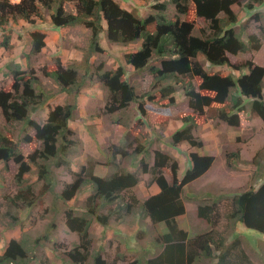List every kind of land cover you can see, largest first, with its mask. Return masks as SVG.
I'll return each mask as SVG.
<instances>
[{
  "label": "trees",
  "instance_id": "trees-1",
  "mask_svg": "<svg viewBox=\"0 0 264 264\" xmlns=\"http://www.w3.org/2000/svg\"><path fill=\"white\" fill-rule=\"evenodd\" d=\"M152 1L156 3L152 6L154 13L141 18L123 9L113 0H20L17 4L0 0L1 29L11 20H23L29 24H34L36 20L43 21L44 11L54 10L50 16L54 27L83 26L90 32L88 49L79 65L64 67L61 61L56 59L49 72L45 67L40 69L43 76L51 78L57 84L59 92L74 99L73 102L68 101L49 108L47 118L42 124L30 116L45 103V98L47 99L40 90L41 83L34 69L27 70L28 67L22 71L17 65L7 66L12 83L9 90L0 89V113L6 124H24L23 143L31 144L35 141L40 145L24 156L19 142L0 132V164L5 166L7 163H13L17 168L14 181L18 189L10 200L15 208L25 207L30 210L42 201L44 195L52 192L54 188L52 168L68 167L66 156L70 147L76 144L72 140L74 132L68 123L77 108L76 98L87 83H100L107 90L108 100L104 107L106 114L126 111L130 104L134 103L139 115L136 126H143L142 118L146 117L145 102L152 100L151 95L148 93L138 96L135 88L125 81V69L122 66L115 70H105L102 62H89L92 55L104 51L99 44L104 25L109 44L125 47L141 43L136 52L124 54L123 61L136 71L148 67L152 76L151 88L159 89L161 99L174 101L172 95L175 90L171 83H182L180 77L199 79L198 90L190 83L183 88L187 107L192 114H179V120L184 127L170 137L171 147L175 148L181 143H187L196 149L203 147L202 140L195 137L193 131L197 126L195 118L204 116L207 109L215 110L217 118L232 128L241 127L242 116L247 114L259 118L264 126V67L251 61L243 65H232L227 57V54L236 56L257 52L262 47L261 38L256 34H249L244 39L241 37L244 35V28L241 26L238 31L233 28L237 23V16L231 7L235 4L241 6L242 0H170L175 6L174 20H170L166 15L167 2ZM68 2H74L72 12L64 9V4ZM262 3L264 0H249L244 6L252 9L254 4ZM191 6L195 16L209 24L210 34L205 35V32L201 31V35L195 36L193 22L181 20V16L190 12ZM252 19H255V15ZM259 30L264 38V25H260ZM29 37L30 54L39 53L45 46V35L34 31L29 33ZM7 43L8 37L3 36L1 46L7 48ZM199 56L212 66H228L233 71L246 70V73L238 77L207 73L198 61ZM152 58L159 59L160 65L149 67ZM245 100L249 102L248 111L244 105ZM28 131L34 132L33 137ZM136 132L134 135L132 130L130 132L134 141L138 142L130 156L147 151L142 144V139H147L145 133L140 129ZM110 150L111 159L107 165L114 168V171H110L104 178L96 176L94 169L97 162L89 158L87 164L78 172L71 173L73 180L65 183L55 197L56 201L66 203L86 189L91 191L85 200L84 215H76L73 209L67 208L64 211L66 227L78 236V243L64 253L65 259L71 264H88L89 261H92V264H109L102 257L100 247L91 249V224L96 222L107 228L112 217H115L116 221H122L125 215H131L132 209L137 207L140 208L141 217L148 218L153 226L160 223L166 226L167 232L160 234L154 242L160 252L153 257H147L145 253V257L133 261L116 255L114 263L121 261L125 264H199L200 260L205 258L216 259V264H229V250L231 248L233 252L238 247L239 240L234 236L235 239L229 247L225 244L227 234H233L238 227L264 234V182L256 189L249 188L233 195L226 205L220 206L217 200L198 205L196 215L209 229L190 237L176 222V218L186 212L182 200L183 189L211 168L214 157L190 153V168L179 178L177 161L169 154L155 151L153 165L150 167L142 160L140 169L141 173L150 175V183L159 188V193L149 196L139 204L132 194V189L139 183L138 175L119 168V163L116 162L117 156L125 158L129 155L128 151L118 147H112ZM239 158V151L227 154V166L233 167ZM31 166L36 168L38 180L42 181L38 194L24 179L31 171ZM166 170L169 171L170 180L164 175ZM116 202L118 206L115 211L102 214L101 210ZM11 221L10 228L17 225V220L11 218ZM52 227L53 223L49 224L45 231ZM48 234L31 241L30 245L36 247L41 238L47 239ZM25 240L9 239L0 254V264H28L33 261L35 256L29 255L35 250L27 246L28 239L27 242ZM214 250L219 251L218 257L213 255ZM233 255L236 264H255L244 250Z\"/></svg>",
  "mask_w": 264,
  "mask_h": 264
},
{
  "label": "rangeland",
  "instance_id": "rangeland-1",
  "mask_svg": "<svg viewBox=\"0 0 264 264\" xmlns=\"http://www.w3.org/2000/svg\"><path fill=\"white\" fill-rule=\"evenodd\" d=\"M115 2L117 4L121 3L123 9L141 18H146L154 13L152 6L156 4L152 0H116ZM162 2L168 3L166 15L170 20H174L176 17L175 6L170 0L158 1V3ZM73 7L74 2L64 4V9L68 12H72ZM190 8L191 10L186 16L180 17L181 20L193 22V33L195 36L201 35V31H204L205 35L210 34L209 24L195 16L192 10L193 6ZM51 12H54V10L44 11V15L47 16ZM250 20L252 21L250 22ZM250 20L241 25L244 28V35L241 37L246 39L247 35L256 34L261 38V49L257 52H247L236 56L227 54V57L232 65H243L251 61L254 64L264 67V38H262V34L259 30L260 25H264V11L260 15L255 14V19L251 18ZM16 25H19V22H17ZM83 41H85V39ZM99 44L104 49H110L111 47L110 52H114V54H124L126 51L128 52L136 49V47L131 48L135 44L131 45V47L109 44L106 39L105 26L104 31L99 36ZM119 47L122 48V50H120ZM84 50H86L85 47L83 48V51ZM86 52L87 50L84 55ZM94 56H96L94 60L104 64L105 70L112 68L115 63H118L120 60L122 67L125 64L123 59H119L121 55H119V57L115 55L111 56L106 50H104L103 53L94 54ZM198 61L207 73L235 77L240 76L242 73H246V70L242 72L233 71L231 67L228 66H212L206 62L202 56L198 57ZM54 65L55 61L52 62L51 66L45 64L44 67L49 71L52 70ZM75 65L79 64H67V66ZM153 65L159 66L160 60L152 58L148 66L150 67ZM28 67L27 70L31 68L29 65ZM41 67L42 66L39 65L37 69ZM35 73L40 78L37 77L41 83L40 90L44 95L58 90V88L56 89L54 87L53 82L48 80V77L42 76L43 74L40 69L39 72L35 71ZM180 78L183 80L182 83H171L175 92L172 95L174 101L169 102L167 99H161L159 89L153 90L151 88L152 76L148 72V67L138 73L133 71L130 72L129 75L126 74L125 81L135 88L138 96L149 93L152 98L150 101L146 99L148 102H145L146 117L142 118V121H144L143 126H136L139 115L138 113L136 114L135 109L132 107L127 112L114 114H106L104 108L94 110L97 117V119H95L96 122H94L96 123L95 134L89 135L91 134L90 131L92 127H89V129L81 126L73 128L74 136L72 140H74L76 144L70 147V151L66 156L68 167L52 168L54 181L53 191L48 194L46 193L47 195H44L42 201L40 200L32 206L30 210L25 207L15 208L10 203V200L18 189L14 181L17 169L16 166L13 163H7L5 166L0 165V254L3 252L7 241L11 238L20 241L28 239L27 246H31V241L33 242L39 237L46 235V233H49L47 239L41 238L39 243L36 244V247L31 246L34 248L35 252L30 253L29 257L35 256V258L33 261L28 262V264H42L43 261V264H71L70 261L65 259L64 253L73 248L77 241V236L65 229L64 211L68 208L73 209L76 215H84V192L77 194L73 200L66 203H61L59 200L56 201L57 199H55V197L60 193L65 183L73 180L71 174L72 168L76 170L75 172H78L82 165L87 164V161H89L88 158L92 157L97 162L98 170H100L101 173L102 171L104 172L105 168H100L102 165L99 163H103L104 159L102 158L105 157L104 153L106 150L102 152L101 156L98 142L109 144L110 142H114L113 140L115 137L121 136V144L125 143L126 139L129 140L128 134H130L131 130L133 135L136 130H142L148 139L147 145L145 144L147 151H145V160L143 161L148 162V165L151 163L152 166V158L155 151H161L169 155L174 154L175 157L171 156L179 165V171L177 173L179 178L190 168L189 154L191 150L195 149L200 155L214 157V162L207 173L185 186L183 189L182 200L185 204L186 214L181 219L179 218V225L180 228L187 231L188 235L191 237L204 233L209 229L208 225L196 215L198 205L217 200L220 206H223L226 205L233 195L242 193L249 188H257L262 184L264 182V126L259 118L247 114L244 117L242 116L241 127L232 128L217 118L215 110L207 109L204 116L195 118L197 126L193 131L194 136L202 140L203 147L200 149H191L186 143H181L175 148L171 147L170 137L173 133L184 127L183 123L179 120V114H192L191 110L187 107V99L184 96L183 88L186 84L190 83L198 90V85L200 83L199 79L195 77L185 76ZM10 86L11 83L7 85L5 82H0V89L9 90ZM88 90L93 94L91 97L99 101L98 106L102 105L105 107L108 100L107 92L102 88L95 87L88 88ZM37 92L39 91L37 90ZM57 97L54 98L55 100L52 102L55 103ZM83 98H85V96H83ZM73 100V98H70L69 102H73ZM244 103L248 111L249 106L247 104L249 102L245 100ZM226 104L229 105L230 103ZM88 108L89 106L85 105V111ZM30 116L41 124L44 119L47 118V115L45 116L43 113H31ZM120 118L124 122L127 120L128 126L126 128H124V125L115 126L114 123ZM79 123L84 124V121H79ZM23 128L24 124L22 122H12L11 124L4 123L0 113V132L19 142L21 153L26 156L40 145L35 141L31 144L23 143L22 138L25 135L24 132L22 133ZM117 132H120V134ZM28 134L33 137L34 132L28 131ZM132 148H134V146ZM237 151L241 152L240 158L233 167L229 168L226 164V155ZM96 155L99 158H96ZM136 160L137 158L116 157L119 168L124 166V162L131 161L129 164H132V162ZM110 171H114V168H109V172ZM137 175L140 176V183L135 187L133 194L142 202L144 198L150 194L148 189L149 186L152 185L150 183L151 178L149 175H143L139 172ZM164 175L170 180L168 170L164 172ZM24 179L28 185L32 186L34 192L38 194L42 186V181L38 180L37 171L34 166H31V171L24 176ZM117 206L118 202L104 208L101 212L102 214H108L110 211H115ZM101 212L99 213L101 214ZM138 213L139 210L135 209L131 215L126 217L125 221L123 220V223H118L115 217H112L107 228H103L98 223L92 222L90 231V238L92 240L91 249L93 250L95 247H100L102 257H104L109 264H123L121 262L114 263L116 255H123L126 257L127 261H132L139 257L142 258L145 253H147V257H153L158 254L160 248L154 244V242L157 236L167 232V228L163 223L153 226L150 223H145L143 220H138L136 226L140 227V230L137 233L132 232L133 225L135 224L132 220L136 218L134 216ZM11 218H14V221L17 220V225L10 228L9 224L12 222ZM140 218L142 217L140 216ZM51 223L54 224V227L45 231L47 226ZM241 232L242 227H238L233 234L226 235L227 242H225V244L229 247L235 238L239 240V243H237L238 247L235 248L233 252L231 248L229 250V257L227 259L229 264H236L233 254H237L241 250H244L248 258L255 264H264V237L256 232H249V230L246 232L243 231V233ZM236 233L240 234L237 235ZM234 236L235 238H233ZM108 239L110 240L108 241ZM53 251H55V253ZM219 254V251L214 250V256L218 257ZM216 262V259L207 260L202 258L199 264H216ZM88 264H92V261H89Z\"/></svg>",
  "mask_w": 264,
  "mask_h": 264
},
{
  "label": "crops",
  "instance_id": "crops-1",
  "mask_svg": "<svg viewBox=\"0 0 264 264\" xmlns=\"http://www.w3.org/2000/svg\"><path fill=\"white\" fill-rule=\"evenodd\" d=\"M247 1H249V0H242L240 3L241 6L235 4V5H232V7H231L232 11L237 16V23L235 26H233V28L236 29L237 31L240 28V26L243 23L249 21L253 15H255V14L260 15L264 11V3H262L260 5L254 4L252 9H247L244 6L245 4H247ZM119 6L123 8L121 3H119ZM51 14H52V12L50 14H48L47 16L44 15L43 21L36 20L34 24L26 23L23 20H16V22H13L11 20V21H9V23L5 27H3L2 29L0 28V82H5L7 85L12 83V77H11L10 71L7 67L10 64H14V65L19 66V68L22 71H25L29 65L32 69H34V71L39 72L40 68L37 69V67L39 65L42 67H44L45 64H48L49 66H51L52 62L55 61L56 59H59L61 61V64L64 67H68L67 64H69V63L80 64L83 61L84 53L88 49V39H89L90 32L86 28H83L82 26L81 27L80 26L59 27V28L54 27L51 24V20H50ZM251 21L252 20H250V22ZM17 22H19V25H16ZM105 28H106V26H105ZM34 31L40 32V33L45 35V40H44L45 46L43 47V49L39 53L30 54V48H31L30 42H31V40L29 37V33L34 32ZM3 36L8 37L7 48H4L1 46V43L3 41ZM84 39H85V41H83ZM132 45H134V44H132ZM128 46L131 47V45H128ZM140 46H141V43L138 42L133 47H131V48L136 47V49H133V50L128 51V52L126 51V53L136 52L140 48ZM84 47L86 50L83 51ZM103 50L108 51L109 55H111V56L115 55L116 57H119V55H121V58H119V59H123L122 56L124 54H126V53H124V54H120V53L116 54L115 53L114 54V52H110L111 47H110V49H108V48L104 49L103 48ZM120 50H122V48H120ZM95 57L96 56L92 55L89 59V62L90 63H96L97 61L94 60ZM107 58H109V57H107ZM119 66H121V60L118 63H115V65L112 68H108L106 70H115ZM123 68L125 69V76H126V74L129 75V73L133 72V71L136 73L140 72V71H136L132 66L126 65V64H124ZM104 69H105V67H104ZM36 77H38V75H36ZM48 80L53 82L54 87L56 89L58 88L57 84L52 79L48 78ZM91 87L102 88L107 92V90L100 83H97V82H93L92 84L87 83L86 85H84V87L81 89L79 95L76 98L77 108L74 112L73 118L68 123V126L72 131H73V128L78 127V126L85 127L86 129L87 128L89 129V127H92V129L90 128L91 134H89V135L95 134L96 123H94V122H96L95 119H97V117H96V112L94 110L104 108L102 105L98 106L99 101H97L96 99L91 97L93 94L91 91L88 90V88H91ZM45 95L47 96V99L45 98V100H46V101H44L45 103L41 107L38 108V110L35 112L36 114L43 113L46 116L48 114L49 108H54L57 105H63L65 103H67L70 99V97L66 93L59 92V88H58V90H56L52 93H46ZM83 96H85L86 99L83 98ZM56 97H57V101L55 103L52 102L55 100L54 98H56ZM107 97H108V93H107ZM85 105L89 106V108H88L89 111H88V109L85 111ZM131 107L133 109H135L136 114H137L138 111H137L134 103L130 104V106L126 110V112L129 109H131ZM122 112H125V111H122ZM35 113H33V114H35ZM105 118H107V117H105ZM45 120L46 119H44V121ZM44 121H43V123H44ZM79 121L80 122L84 121V124L79 123ZM114 124H115V126H121V125L123 126L124 125V128H126L128 126L127 120L124 122L121 120V118L119 120H117ZM117 133L120 134V132H117ZM126 137H127V134H126ZM128 138H129V140L126 139V142L122 143V144H121V136L115 137L114 140L112 139L114 142H110L109 144L104 143V142H98L99 149L101 150V156H102V152L104 150H106V152L104 153L105 157L102 158V159H104L103 163H99L102 165L100 168H105V170H104V172L102 171V173H101L100 170H98V167L96 164L95 169H94V174L96 176L104 178L109 174V168H111V167L107 165V162L111 159L110 148H112V147H118V148H122L124 150H127L129 155H127L126 157L134 158V159L137 158V160L133 161L132 164H129L131 161L124 162V166L122 168L127 170L130 173L139 172L140 161L145 160V151H143L141 153L134 154V156H130V154H133L134 150L136 149L138 142L134 141L131 134H128ZM143 140L144 139H142V144L144 147H146L145 144L147 145L148 139H146L145 141H143ZM129 144L131 145L130 148L128 147ZM182 144H184V143H182ZM123 145H125V146H123ZM133 146H134V148H132ZM191 149H193V148H191ZM190 153L199 154V152H197L195 149L191 150ZM172 156L175 157L174 154ZM97 157L98 156L96 155V158ZM90 158H92V157H90ZM152 162H153V158H152ZM146 163L148 164V162H146ZM0 165L4 166L3 164H0ZM82 166H85V165H82ZM149 166L151 167V163L149 164ZM75 171L76 170H73V168H72L71 173H75ZM143 175H145V174H143ZM134 190H135V188L133 189V191ZM148 190H149L150 194L147 195L144 198V200L146 198H148L149 196L156 195L159 193V188L155 184L150 185ZM89 195H90V190L89 189L84 190L83 200L86 199ZM136 199L138 200L137 197H136ZM185 214H186V212H185ZM184 215L176 218V222L178 225H179V218L181 219L182 217H184ZM134 217H136V218H133V220H132L135 222V224L133 225V230H132V232H134V233H137L140 230V227L136 226V222L138 220H143V221H145V223H150L148 218H140L139 214H136ZM179 227H180V225H179ZM180 229H182V228H180ZM163 234H165V233H163ZM110 239H112V238H110ZM110 239H108V241ZM116 246H115V248H116Z\"/></svg>",
  "mask_w": 264,
  "mask_h": 264
},
{
  "label": "clouds",
  "instance_id": "clouds-1",
  "mask_svg": "<svg viewBox=\"0 0 264 264\" xmlns=\"http://www.w3.org/2000/svg\"><path fill=\"white\" fill-rule=\"evenodd\" d=\"M19 1H20V0H19ZM19 1L16 2V3H11V4H17V3H19ZM9 3H10V2H9ZM118 5H119V4H118ZM82 27H83V26H82ZM42 68H43V67H42ZM40 69H41V68H40ZM255 118H256V117H255ZM3 120H4V119H3ZM4 123H5V122H4ZM262 125H263V124H262ZM186 144H187V143H186ZM199 155H200V154H199ZM240 155H241V152H240ZM133 173H136V174H137L138 172H133ZM139 173H141L140 166H139ZM206 173H207V172H206ZM141 174H143V173H141ZM204 174H205V173H204ZM204 174H203V175H204ZM145 175H148V174H145ZM149 176H150V175H149ZM138 178H139V183H140V176H139V175H138ZM200 178H201V177H200ZM67 183H70V182H67ZM139 183H138V184H139ZM138 184H137V185H138ZM135 187H136V186H135ZM135 187H134V188H135ZM134 188H133V189H134ZM133 189H132V194H133ZM255 189H256V188H255ZM83 192H84V191H83ZM78 194H80V193H78ZM90 194H91V191H90ZM133 195H134V194H133ZM134 197H135V195H134ZM135 198H136V197H135ZM85 200H86V199H85ZM85 200H84V202H83V206H84V204H85ZM138 202H139V204H141L143 201H142V202L138 201ZM184 205H185V204H184ZM135 209H138V210H139V213H138V214H139V217H140L141 214H142V213L140 212V208H138V207H137V208H134V209H133V212H134ZM133 212H132V213H133ZM123 214H125V212H123ZM126 217H127V216L125 215V216L123 217L122 221H118V223H123V222L125 221ZM142 218H146V217L143 216ZM123 220H124V221H123ZM64 224H65V222H64ZM152 225H153V224H152ZM108 226H109V225H108ZM91 227H92V224H91ZM91 227H90V229H89V233H90V231H91ZM65 228L68 230V228L66 227V225H65ZM243 231L246 232L247 229H245V227H244V228L242 227V232H241V233H243ZM68 232H70V231L68 230ZM249 232H250V231H249ZM253 232H254V231H253ZM70 233H71V234H75V235L77 236L76 233H73V232H70ZM187 233H188V232H187ZM257 234H259V233H257ZM260 235H261V236H264V234H260ZM190 237H191V236H190ZM77 243H78V236H77V241L75 242L74 245H76ZM100 249H101V248H100ZM101 252H102V251H101ZM121 256H123V255H121ZM103 258H104V257H103ZM105 260H106V259H105ZM106 261H107V260H106ZM132 261H133V260H132ZM118 262H121V261H118ZM121 263L125 264L124 262H121Z\"/></svg>",
  "mask_w": 264,
  "mask_h": 264
},
{
  "label": "built area",
  "instance_id": "built-area-1",
  "mask_svg": "<svg viewBox=\"0 0 264 264\" xmlns=\"http://www.w3.org/2000/svg\"><path fill=\"white\" fill-rule=\"evenodd\" d=\"M8 2H10V3H16V2H18L19 0H7Z\"/></svg>",
  "mask_w": 264,
  "mask_h": 264
}]
</instances>
